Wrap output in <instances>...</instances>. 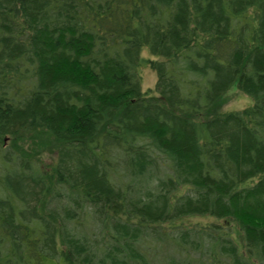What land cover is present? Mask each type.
Listing matches in <instances>:
<instances>
[{"label":"trees","instance_id":"16d2710c","mask_svg":"<svg viewBox=\"0 0 264 264\" xmlns=\"http://www.w3.org/2000/svg\"><path fill=\"white\" fill-rule=\"evenodd\" d=\"M48 261L264 264V0H0V264Z\"/></svg>","mask_w":264,"mask_h":264},{"label":"rangeland","instance_id":"374dc122","mask_svg":"<svg viewBox=\"0 0 264 264\" xmlns=\"http://www.w3.org/2000/svg\"><path fill=\"white\" fill-rule=\"evenodd\" d=\"M143 55L147 58L151 57L153 54L148 51V49H143ZM141 74L143 77L142 87L144 89L153 88L156 84L157 74L154 69L143 67L141 70ZM230 101L226 105V109L230 108H240L248 104V98L244 94H242L238 87L235 85L232 88V91L229 93ZM34 145L29 149L32 151V156L38 158L37 160L41 161L43 165L55 161L57 158V145L53 142L51 137H45L39 139L37 142L33 141ZM36 152V153H35ZM199 220H205V218L194 217L191 219V222H197ZM46 264H66L61 261H48Z\"/></svg>","mask_w":264,"mask_h":264}]
</instances>
